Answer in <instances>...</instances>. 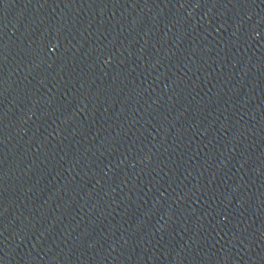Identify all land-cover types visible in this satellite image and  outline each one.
I'll use <instances>...</instances> for the list:
<instances>
[{
	"label": "water",
	"instance_id": "water-1",
	"mask_svg": "<svg viewBox=\"0 0 264 264\" xmlns=\"http://www.w3.org/2000/svg\"><path fill=\"white\" fill-rule=\"evenodd\" d=\"M0 264H264V0H0Z\"/></svg>",
	"mask_w": 264,
	"mask_h": 264
}]
</instances>
